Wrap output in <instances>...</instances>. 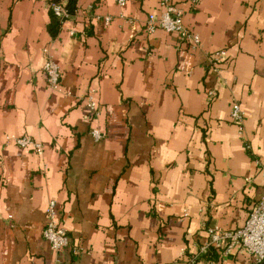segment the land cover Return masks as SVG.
<instances>
[{
    "label": "crops",
    "instance_id": "1",
    "mask_svg": "<svg viewBox=\"0 0 264 264\" xmlns=\"http://www.w3.org/2000/svg\"><path fill=\"white\" fill-rule=\"evenodd\" d=\"M50 1L0 0V264H172L197 255L207 227L242 226L264 194V0H169L194 50L146 30L160 0H77L54 36ZM24 135L41 151L4 141ZM51 199L59 251L42 236ZM190 264L255 263L236 249Z\"/></svg>",
    "mask_w": 264,
    "mask_h": 264
},
{
    "label": "built area",
    "instance_id": "2",
    "mask_svg": "<svg viewBox=\"0 0 264 264\" xmlns=\"http://www.w3.org/2000/svg\"><path fill=\"white\" fill-rule=\"evenodd\" d=\"M116 1L120 5L125 3V0ZM159 4L160 12L158 15L148 16L145 25L146 30L148 32H153L156 29H161L167 33H174L180 40L187 42L190 49H197L201 44L200 37L198 34L189 31V29L183 25L182 9L172 4L169 0H160ZM51 7L57 16L67 18L66 20L70 19L61 3H54ZM77 13L79 12L76 9L75 15ZM102 19L105 24L110 20L107 16ZM43 53L44 61L42 64V71L45 75L48 87L53 91L63 90L60 81L61 72L57 63L50 55L47 48L43 49ZM224 56V50H218L210 55L209 61L211 62L212 68H216L218 61ZM207 94L210 97L214 96L213 91H207ZM87 104L89 109H94L95 102L90 96L87 98ZM229 118L237 126L239 131H241L243 112L239 103L236 101H232L230 105ZM90 134L95 140L101 138V133L97 129H92ZM4 141L35 152H40L42 149L41 143L26 135L6 136ZM259 173L264 176V167L259 170ZM205 233L207 238L201 245L197 255L192 256L188 261L178 259L172 264H190L198 257L204 259L209 249H213L219 257H223L233 250L242 249L250 256L255 264L259 263L264 257V194L253 206L242 226L236 229L209 226L205 229ZM42 236L51 249L55 251H59L69 245L66 230L63 227L61 218H59L57 214L56 202L53 199L49 200L45 207V224L42 229Z\"/></svg>",
    "mask_w": 264,
    "mask_h": 264
},
{
    "label": "trees",
    "instance_id": "3",
    "mask_svg": "<svg viewBox=\"0 0 264 264\" xmlns=\"http://www.w3.org/2000/svg\"><path fill=\"white\" fill-rule=\"evenodd\" d=\"M54 3H61L64 9L66 10L69 18L75 15V10L77 8V0H51L49 2V13H50V23H49V32L51 35H55L56 32L60 29L62 22L65 21L67 18H63L57 16L51 5ZM217 253L213 249H209L205 258L206 260H215L217 259Z\"/></svg>",
    "mask_w": 264,
    "mask_h": 264
},
{
    "label": "water",
    "instance_id": "4",
    "mask_svg": "<svg viewBox=\"0 0 264 264\" xmlns=\"http://www.w3.org/2000/svg\"><path fill=\"white\" fill-rule=\"evenodd\" d=\"M257 264H264V257L261 259V261Z\"/></svg>",
    "mask_w": 264,
    "mask_h": 264
}]
</instances>
